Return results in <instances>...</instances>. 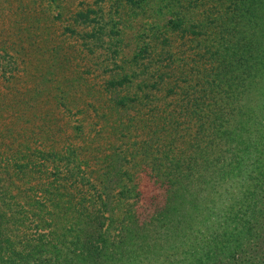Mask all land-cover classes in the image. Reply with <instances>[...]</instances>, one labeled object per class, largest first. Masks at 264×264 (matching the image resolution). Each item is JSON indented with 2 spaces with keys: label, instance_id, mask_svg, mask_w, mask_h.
<instances>
[{
  "label": "rangeland",
  "instance_id": "obj_1",
  "mask_svg": "<svg viewBox=\"0 0 264 264\" xmlns=\"http://www.w3.org/2000/svg\"><path fill=\"white\" fill-rule=\"evenodd\" d=\"M128 1L0 0V182L15 202L8 212L14 241L51 231L58 232L53 244L68 231L75 237L79 215L95 211L96 220L83 223L87 244L94 245L104 220L111 229L153 232L174 208L178 186L188 181L191 163L183 158L173 171L169 161L173 153L191 152L195 140L196 122L188 126L180 118L184 89L211 72L207 49L220 37V11L230 2L176 0L179 14L194 4L187 28L197 34L181 26L171 39L139 40L141 25L155 18L140 16L144 11ZM129 12L136 14L131 20ZM134 18L140 25L132 24ZM144 41L153 42L151 53L130 62ZM121 72L132 74L133 84L109 86ZM144 81L158 82L146 90L152 97L119 106ZM55 172L70 178L54 185ZM58 187L64 194L56 200L50 191ZM36 201H45L41 215ZM129 209L134 216L123 226ZM20 210L26 215L22 226L16 225Z\"/></svg>",
  "mask_w": 264,
  "mask_h": 264
},
{
  "label": "trees",
  "instance_id": "obj_2",
  "mask_svg": "<svg viewBox=\"0 0 264 264\" xmlns=\"http://www.w3.org/2000/svg\"><path fill=\"white\" fill-rule=\"evenodd\" d=\"M177 1L129 0L136 11H144L143 14L136 12L140 16L155 18V22L141 25L144 29L137 38L171 39L181 26L186 33L197 34L187 28V11L194 4L188 3L185 14H179L175 8ZM229 2L227 9L220 11L223 14L220 37L207 49L211 56V62L207 63L212 65L211 72L205 70L199 85H188L184 89L186 106L180 118L185 119L188 126L196 122L195 140L191 152L173 153L169 161L175 165L170 166L175 171L178 164L187 159L191 163V173L188 181L178 186L179 196L174 208L158 222H162L160 227L153 232L149 229L137 231L127 225L124 230L111 229L110 223L104 220L96 242L91 245L84 241L83 223L96 220L94 214L100 211H95L92 215H79L78 226L73 230L75 237L68 231V235L59 234L58 243L53 244L49 240L58 232L51 231L29 240L20 236L14 241L8 212L15 202L7 185L1 181L0 264H161V259L163 264H264V14H261L264 0ZM89 13L97 12L89 10ZM134 16L136 14L129 12L127 19ZM133 21L132 24L140 25L135 18ZM144 43L130 62L144 52L151 53L153 42ZM207 53L201 56L203 60ZM121 73L109 82V86L118 88L133 84L132 74ZM158 86L157 81L152 84L144 81L137 86L136 92L120 98L118 104L123 106L151 98L152 94L146 90ZM176 88V85L169 87V94H175ZM194 94L196 96L190 98ZM179 127L175 133L179 132ZM245 153L255 156L253 163L245 164L241 159ZM35 157L42 158V154ZM36 166L40 169V164ZM54 175L52 184L70 178L60 172ZM235 180L243 183L233 193L229 186ZM50 194L59 200L64 193L58 187L51 189ZM36 203L41 215L45 201ZM64 204L68 206V202ZM131 211H127L123 226L134 216ZM19 213L16 225L22 226L26 215L23 218L22 210ZM31 214L34 219L41 218L38 213Z\"/></svg>",
  "mask_w": 264,
  "mask_h": 264
},
{
  "label": "clouds",
  "instance_id": "obj_3",
  "mask_svg": "<svg viewBox=\"0 0 264 264\" xmlns=\"http://www.w3.org/2000/svg\"><path fill=\"white\" fill-rule=\"evenodd\" d=\"M241 159L245 162V164L253 163L255 156L249 155L247 153L241 155ZM245 171H250V169H245ZM243 183L242 180H235L232 185L229 186V190L235 193L239 189V185ZM161 264H163V261L161 259Z\"/></svg>",
  "mask_w": 264,
  "mask_h": 264
}]
</instances>
